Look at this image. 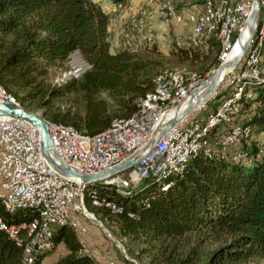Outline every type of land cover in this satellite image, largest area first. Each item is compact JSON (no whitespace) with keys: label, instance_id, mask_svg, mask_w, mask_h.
I'll return each mask as SVG.
<instances>
[{"label":"trees","instance_id":"16d2710c","mask_svg":"<svg viewBox=\"0 0 264 264\" xmlns=\"http://www.w3.org/2000/svg\"><path fill=\"white\" fill-rule=\"evenodd\" d=\"M109 20L95 0H0V85L23 107L39 110L49 122L71 126L85 136L105 131L118 116L132 115L138 98L155 92L163 79L153 90L151 58L128 47L111 50ZM255 36L258 47L264 41V0ZM216 42L211 43L215 54L205 69L222 61V44ZM76 49L90 66L80 76L47 82L50 67ZM172 52L181 61L202 62L210 58L211 49L201 53L178 45ZM242 64L243 58L238 65ZM249 83L240 98L239 115L228 125L247 127L253 136L254 130L264 129V76ZM105 90L122 97V112L111 110L113 102L101 96ZM232 92L230 85L217 91L195 112L196 122H205ZM69 96L73 100L66 106L56 102ZM222 125L211 128V140L224 133ZM251 138L228 147L216 144L212 154L190 157L182 171L160 179L145 177L124 193L103 191L104 199L119 205V211L90 207L118 215L125 233L148 244L151 264H253L264 258V153L259 154L264 137ZM237 153L246 155L238 158ZM37 216L33 209L9 212L0 202V264H23L22 239L10 235L11 225L31 223ZM53 231L52 247L63 243L66 248L53 264H100L82 250L69 223ZM47 251L38 255L36 264Z\"/></svg>","mask_w":264,"mask_h":264},{"label":"built area","instance_id":"2783aa9c","mask_svg":"<svg viewBox=\"0 0 264 264\" xmlns=\"http://www.w3.org/2000/svg\"><path fill=\"white\" fill-rule=\"evenodd\" d=\"M249 2L252 4V1ZM248 15V12L238 8V0H235L234 32L232 34L234 42L238 37L237 32L241 31ZM242 74H244V63L228 75L226 85L231 87L233 80ZM186 100L188 99H184V103ZM181 105L177 104L175 110H178ZM199 109L200 106H196L191 111ZM189 112L158 138H156L158 131L174 115L157 116V109H147L146 112L139 113L137 120L132 124H119L112 132L99 139L78 137L72 132L57 127H48L49 139L59 159L51 149L49 153L57 163H65L72 170L80 173L104 171L123 161L136 158L140 165L139 168L130 165L100 177L103 180L125 183L126 186L135 185V180L147 177L152 167H160L166 161L168 154L176 156L183 151V146L180 150H173L172 146H167V138L168 135H174V130L183 124ZM231 115L239 114H229V118ZM233 133L242 132H232L227 136V145H230V137ZM158 153H165V160H158ZM244 156L245 154L242 157ZM34 168L57 169L48 161L44 153V141L40 127L30 120L20 119V116L0 114V189H6L15 200L38 199L46 219V226H42V234L34 239L32 250L26 252L30 258V264L35 262L41 251H46L45 242L53 239V236H48V228L55 227L59 221H63V202L60 201V194L67 193L63 191V187H59L54 182L37 179L34 175ZM83 180L71 174V182L75 184L77 191ZM78 208H81L79 200ZM79 217V226H85V233L88 232L87 221L104 226L102 220L91 217L86 212ZM29 227L30 223L12 224L10 235L22 239V235ZM108 235L121 248L126 257L138 263L133 256L129 255L124 243L117 239L110 230H108Z\"/></svg>","mask_w":264,"mask_h":264},{"label":"bare ground","instance_id":"6f19581e","mask_svg":"<svg viewBox=\"0 0 264 264\" xmlns=\"http://www.w3.org/2000/svg\"><path fill=\"white\" fill-rule=\"evenodd\" d=\"M160 1L162 4L160 15L162 19L169 21L174 11L172 0H160ZM227 11H229V13ZM231 11H232L231 8L227 9V5L225 1L217 0V8L216 6L213 7L211 11L205 13L199 20L196 26L197 35L204 34L209 28H212L213 26H219L220 27L219 39L225 48L231 36L230 26H231V21H233L230 14ZM234 13H235V7H234ZM244 24L247 27L244 28L242 32L240 31L241 33L239 37H237L236 39L237 42L231 47V49L226 54H224L223 59L226 60V64L222 71L221 76L218 77L216 82L212 83L209 87H207L206 83H204L203 86L196 92L193 99H189V95H188L187 97L188 100H186L185 103H183L178 110L175 109L173 110V108L176 107L177 102L184 95L185 90L183 87L182 80L176 74H168L158 84L157 90L155 92L148 93L139 99L137 109L132 115L116 120L111 127H109L105 131L95 136H85L71 126L64 124H55L46 120L48 127H57L64 131L72 132L74 135L78 137L99 139L105 137L108 133L112 132L119 124H132L137 120V115L139 113L146 112L147 109H157V116H169V115L171 116L182 113L183 110L190 103H196V106H199L200 103L205 101L210 96V94L214 92V89L217 87L218 84L221 83V81L228 74V72L233 70L234 67L231 66V63L234 61L236 54L243 46V44L247 42L248 37L251 34V29L249 24H247V22H245ZM254 35L251 39V42L253 41ZM262 41L263 40L261 39L260 43H258V47L254 48L255 55L257 54L258 51L260 53V47L262 46ZM255 55L247 60V63L244 66V74L237 76L238 78L236 77V79L233 80L234 90L232 95L226 97L222 101L220 107L217 109L216 112L209 115L208 118L205 120V122L193 121L185 125L183 124L179 125L174 130V135H168L167 146H172L173 150H180L183 146V151L176 156L175 154H168L166 156V161L160 167H152L149 173H147V177L153 176L154 178L160 179L164 176H168L178 171H182L187 161L193 155L199 152H204L205 154L210 155L211 150L214 151L215 148L214 145L216 144L227 146V136H229L232 132H242V133H233L232 136L230 137V145L240 142L243 138H248V139L251 138L252 132L249 128L240 126L235 123L234 124L231 123L228 125V123L233 122L234 116H238V115H231L229 118V114H237V113L239 114L238 111L241 108L240 98H242L246 88L250 84L249 81L261 80V74H262V72L260 71L261 62L259 56L256 55L257 58H255ZM247 97H250V95H247ZM0 101L19 105L16 98L12 96L10 93H8V91L5 88H3L1 85H0ZM159 105H161V107H158ZM20 106L23 107L22 104ZM191 112L192 111H190L189 113ZM187 116L188 115H186V118ZM20 119H26V118L20 116ZM220 124H223L222 126L226 127L227 129L222 134L221 137L216 139L215 142V140L210 139V134H211L210 131L212 127L218 126ZM263 153H264V144L259 146V154H263ZM244 154L245 153H239L238 158H241ZM158 160H165V153H158ZM34 175L36 176L37 179H41L46 182L56 183L59 187H63L64 192H67L60 194V201L63 202L62 205L63 221H59L57 225L69 223L75 230H79L78 229V226L80 225L79 214L84 212L87 198L91 200L94 206L101 208L103 206L108 207L112 211L120 210L119 206H115L117 204L105 200L103 195H101V191L103 189L107 190L108 187L112 184L120 183L121 185L125 183H121L116 180H103L100 178L96 180H83L81 182L80 189L77 191V189H75V184L71 182V174L63 173L58 169L49 170L43 168H34ZM138 179L142 180L143 178H138ZM136 180H135V184H136ZM69 193H70V197H69ZM78 200L81 208H78ZM104 201H108V202H104ZM0 202H2V204L6 207V209L12 213L20 209L21 210L33 209L36 210L38 213V216L30 223V227L22 235L21 244L23 245V264H30V258L26 255V252L32 250L34 239L42 234V226H46V219L44 218L42 206L39 204L38 199L15 200V198H13L6 189H0ZM1 225H3V222L1 223ZM81 230H83V233L85 232V228H82ZM26 233L28 235H26ZM53 233H54L53 227H49L48 236H53ZM24 235H26V238H24L23 240ZM13 237H17V236H13ZM52 240L53 239H48V242H45L46 251L52 248L53 246ZM81 243H82V250L86 252H90L87 244L82 240ZM42 252L45 251H41V253ZM90 254L93 255L92 253ZM35 262L31 264H36Z\"/></svg>","mask_w":264,"mask_h":264},{"label":"rangeland","instance_id":"374dc122","mask_svg":"<svg viewBox=\"0 0 264 264\" xmlns=\"http://www.w3.org/2000/svg\"><path fill=\"white\" fill-rule=\"evenodd\" d=\"M223 1L226 2L227 9L229 8L232 9L230 14H231V18L233 21H231V26H230L231 36H230L229 42L225 46L226 51H224L222 48L223 44L220 42L222 44L221 46V44L219 43L221 46V50H222L219 56L221 59L224 58V54H226L231 49L233 44L237 42V40L234 42V36L232 35L234 32L235 0H223ZM249 1H252V0H238V8L242 9L244 12H248L249 14L251 11V7H252L251 6L252 4H250ZM150 3H151L150 7L147 9V11L145 9L144 14L142 13L141 16L134 15L133 19H128L125 22L127 26L124 30L123 37H121L123 32L118 33V35L116 33L117 37L115 38L114 41H117V40L119 41L121 38H123L125 39L124 41L128 48H132L134 49V51L144 54L145 56H148L149 58L153 60L152 67L154 68H152L153 69L152 77L155 78L154 80L155 86L153 90H155L156 84L159 80L165 78L168 74H176L182 80L183 87L185 90L184 95L180 98L177 104H183L184 99H187L190 92L195 87L200 85V83H203L209 77V75H211V73L216 69L214 65L211 66L210 69H205V66L211 63V59L213 58V55L215 54V50L213 47H211V43L212 42L214 43L218 40L220 41L219 39L220 27L213 26L212 28H209L204 34L197 35L196 26L204 14L199 16V18L196 21L195 27H194V19H192L189 14H187L186 16V14L183 11H181L182 13H184L183 20L179 24H176L175 20L173 23H171L174 17L173 14L171 15V18L169 21L162 19L160 15L161 6H162L160 0H159V7L156 3V0H151ZM173 4L174 2L172 0V5ZM174 7L175 6H173V8ZM227 12L229 13V11ZM178 14H179L178 8L176 7V16H178ZM246 27L247 26L244 24L241 29V32ZM239 32L240 31L237 32L236 34L237 36ZM258 41H259L258 37L254 35L253 41L251 42L249 49L245 52L243 56L244 66L247 63V60L255 55L254 47L256 46V43ZM263 44H264V41H263ZM178 45L193 46L196 50L200 51L201 53L202 52L206 53L211 49L210 58L206 60L203 59L202 62L200 61H196V62L181 61L178 58V56L172 52V49H176ZM261 47H262V50H261ZM261 47H260V53L258 51L256 55L259 56L260 62L262 63L264 61V45H262ZM112 51H115V49H113ZM256 55H255V58H257ZM88 66H90V64H88L83 54L78 49H76L72 51L69 54L68 58L65 61H63L60 65L50 67L46 80L47 82L52 84V83H58L60 81H63V80H66L72 77H77V76H80L81 73L88 68ZM239 66L240 65L235 66L233 70H236ZM261 69H262L261 77L263 79V76H264L263 75L264 74V64L263 63L261 65ZM232 71H229L228 74L224 77V79L218 85L216 89L217 91H220L224 89L225 87H227L226 83H227L228 75ZM232 88L234 90V81H233ZM216 92H214L211 96H213ZM101 96H107L113 102V104L111 105L112 111L114 112L116 111L119 113V108H120V112H122L121 107H119L118 105L122 97L116 95V93L111 92L109 90L103 91L101 93ZM211 96H209L205 101L200 103L199 105L200 109L204 107L206 101ZM16 100L18 104L21 105L18 98H16ZM72 100H73V97L69 96V98L57 99L56 102L61 104L62 106H66ZM177 104H176V107H177ZM220 105H221V102L216 108V110L220 107ZM176 107L173 108V110L176 109ZM200 109L189 113L183 125L196 121L197 116H195V112L200 111ZM215 111H212L210 113H213ZM36 112L40 113L39 110ZM208 115L204 118V120L208 117ZM125 117H128V116H125ZM119 118H124V117L118 116L117 118L113 120V122ZM204 120H200V121H204ZM222 127L225 132L227 128L224 126ZM254 132L255 133L252 136V138L257 137L259 139H262L264 137V129L260 131L256 129L254 130ZM217 135H220V137L222 136L221 134H217ZM263 143L264 142L260 143V146ZM236 155H238V153ZM140 181H141L140 179L136 180V184H138ZM123 185L125 184H121V185L120 183L112 184L108 187L107 190L103 189L101 191V195L104 192L112 191V190H116L117 192L120 191L119 193H124V190H129L130 188L135 186V185L123 186ZM87 199H86V204H85L86 207H85L84 212L88 213V215H90L91 217L102 220L104 222V226L97 225L96 223H93L91 221H87V225L91 223L94 226V228L97 229V232L100 234V236L103 237L104 240L102 242H104V244H107L106 246L107 250L110 252L109 256L113 257L114 264L115 262L117 263V260L120 259L121 257L127 260V264H136V263L133 262L128 257H126L125 253L121 250V248L108 235V230H110L117 239L121 240L124 243V246L126 247V250L129 253V255L133 256L134 260L138 261L137 264H151L150 254L147 253V251H145L148 247L147 246L148 244L144 242L143 239L138 238L137 236H133L131 234L129 235L125 233L119 224L120 221H119L118 215L111 213L109 211H104V210H97V212H95L90 207V205H93V203L91 202L89 198ZM84 212L80 213L79 215H84ZM82 228H85V226H78L79 230H75L77 235H79L80 232L83 233V230H81ZM53 229L55 230V227H53ZM59 247L60 246H57L56 248L55 246V247H52L49 251H47L48 254L44 257L42 263L40 264H53L64 253V249L61 247L59 248ZM88 248L91 250H95L94 248H91L89 246ZM52 251H56V252H52ZM111 264L113 263L111 262ZM253 264H264V258L254 259Z\"/></svg>","mask_w":264,"mask_h":264},{"label":"crops","instance_id":"0c3cea01","mask_svg":"<svg viewBox=\"0 0 264 264\" xmlns=\"http://www.w3.org/2000/svg\"><path fill=\"white\" fill-rule=\"evenodd\" d=\"M95 1L99 3L101 7L109 14L110 17L109 38L111 43V49L112 50L115 49V51L127 47L124 41L125 39L123 38H121L119 41L118 40L114 41L118 33L120 32H123L121 36L123 37L124 30L127 26L125 22L128 19H133L134 15L141 16L142 13L144 14L145 9L147 11V9L150 7L151 4L150 3L151 0H121V1L95 0ZM173 2H174L173 6L175 7L173 11L174 17L171 23H173L175 20V23L179 24L183 20L185 13L186 16L187 14H189L190 17L194 19V27L199 16L208 13L217 4V1L214 2V0H173ZM156 3L159 7V0H156ZM176 7L178 8V13H179L178 16H176ZM181 11H183L184 13H182ZM78 237L82 241H84L89 247L94 249L96 247V251L89 249L90 251L89 253H92L95 256V258L100 262V264H111V262L114 264L113 257L109 256L110 252L107 250L106 247L107 244H104V242H102L104 240L103 237L100 236V234L97 232V229H95L91 223L88 224V232L80 233ZM57 246L63 248L65 252L66 248L63 243H59L58 245H56V248ZM52 252H56V251H52ZM44 257L42 258L41 263ZM115 264H127V260L121 257L120 259L117 260V263L115 262Z\"/></svg>","mask_w":264,"mask_h":264},{"label":"water","instance_id":"95a60500","mask_svg":"<svg viewBox=\"0 0 264 264\" xmlns=\"http://www.w3.org/2000/svg\"><path fill=\"white\" fill-rule=\"evenodd\" d=\"M259 10H260V0H252V7H251V11L246 19L247 24H249L250 29H251V34L248 37V40L245 44H243V46L240 48V50L238 51V53L236 54V57L234 58V61L231 63V66L235 67L239 64V62L242 60L243 55L245 54L250 41L256 31L257 28V18H258V14H259ZM240 33L238 34L239 37ZM226 64V60L223 59V61H221V63L216 67V69L211 73V75H209V77L200 85H198L197 87H195L189 94V99H193L196 92L203 86L204 83H206L207 87H209L212 83L216 82L217 78L221 76L222 71L225 67ZM219 85V84H218ZM217 85V87H218ZM217 87L214 89V92H216ZM213 92V93H214ZM211 93L210 96L213 94ZM194 107H196V103H190L184 110L182 113H179L177 115H174L171 119H169V121H167L162 127L161 129L158 131L157 137L162 136L171 126H173L180 118H182L184 116L185 113H187L188 111H191ZM0 114H7V115H12V116H21L24 117L28 120H30L31 122L37 124L42 132V137H43V141H44V153L48 159V161L55 166L59 171L66 173V174H72L75 175L77 177H80L84 180H96L99 179L100 177L108 174V173H113L116 172L124 167L130 166V165H134L136 167H140L138 161L136 158H131L128 159L126 161H123L122 163L118 164L115 167H112L110 169L104 170V171H100V172H95V173H80L77 171L72 170L67 164L65 163H57L50 155L49 153V149H51L55 156L59 159L58 154L55 152V149L49 139V135H48V125L46 120L41 116L40 113L36 112V111H31L28 109H25L24 107L20 106V105H16L13 103H9V102H4V101H0Z\"/></svg>","mask_w":264,"mask_h":264}]
</instances>
